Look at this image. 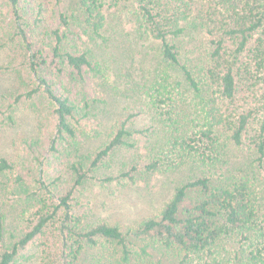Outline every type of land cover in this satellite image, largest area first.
<instances>
[{"label":"trees","instance_id":"obj_1","mask_svg":"<svg viewBox=\"0 0 264 264\" xmlns=\"http://www.w3.org/2000/svg\"><path fill=\"white\" fill-rule=\"evenodd\" d=\"M5 1L13 11L12 40L30 53L33 76L32 86L2 95L0 123L15 125L25 100L47 124L16 160L0 157V264H14L35 240L40 264H115V252L121 264H157V253L168 252L174 260L158 264H264V0H75L60 27L40 34L52 37L54 63H67L83 80L85 67L101 65L83 36L106 40L107 12L129 5L134 51L125 55L153 74L120 118L110 117L107 140L88 152L94 130L87 125L100 100L76 102L36 78L46 59L29 36L32 24L21 0ZM41 133L67 159L63 171L52 170ZM136 134L151 145L144 174L192 175L156 215L126 229L87 221L73 203L77 189L118 150L134 148ZM236 157L243 164L232 168ZM131 171L102 181L133 180Z\"/></svg>","mask_w":264,"mask_h":264},{"label":"rangeland","instance_id":"obj_2","mask_svg":"<svg viewBox=\"0 0 264 264\" xmlns=\"http://www.w3.org/2000/svg\"><path fill=\"white\" fill-rule=\"evenodd\" d=\"M75 4V0H21L19 8L21 14L32 24L29 36L36 42L35 49L41 50L46 59L35 74L36 78L39 76L45 78L53 86L55 93L68 96L76 102L82 103L84 99L100 100L101 107L99 111L95 110L96 117L93 116V121H88L87 125L89 132L94 130L84 145L88 152L107 140L112 127L110 117H114L113 122L116 117L120 118L123 108L133 104L132 101L143 92L153 74L139 58L134 59L125 55L131 46L134 51L132 32L135 30V23L129 20L132 16L129 5L107 12L108 24L104 31L106 40L94 42L90 41L87 35L83 36L86 45L91 47L97 56L94 62L101 61L100 66L99 63L94 64L96 69L85 67L83 80L72 75L67 63L60 65L54 63L52 37L44 35L43 38L40 34L46 29L60 27L63 13L72 12ZM37 18H40L39 25L37 23L34 26ZM13 22L11 6L5 0H0V99L3 94L18 93L24 83L32 86L33 75L29 72L30 53L19 40L15 42L12 40L16 37L14 36L16 29H9ZM155 46L158 47V42H155ZM151 51L153 52V47ZM5 66H9L11 71H7ZM37 101L40 102L39 99ZM15 110V125L0 123V157L6 156L11 160L18 158L26 140L40 136L41 124L43 127L47 124L45 120L40 123L42 116L33 113L30 101L23 100ZM41 136L47 146L45 155L51 159L52 170L63 171L67 159L58 158V154L49 148V139L42 133ZM133 140L136 141L134 148L124 147L118 150L104 167L91 173L95 178L77 189L73 203L85 215L87 221H107L126 229L156 215L171 198L174 188L192 175L190 169L174 173L144 174L142 168L148 162L151 145L137 134L133 136ZM241 155H244V152L238 150L237 156ZM240 158H234L232 168L234 165L243 164ZM136 165L140 166L138 170L133 169ZM227 166L231 168L230 164ZM130 170L134 176L133 180L121 178L112 182L102 181L109 175ZM68 183L65 179L63 185ZM39 247L37 240L31 242L20 251L14 264H40ZM58 252L56 249L55 253ZM114 254L112 259L115 264H121L117 253ZM172 259L171 252L165 255L157 253L155 256V260L158 262L161 260L162 263L173 261ZM58 264L65 263L58 261Z\"/></svg>","mask_w":264,"mask_h":264}]
</instances>
